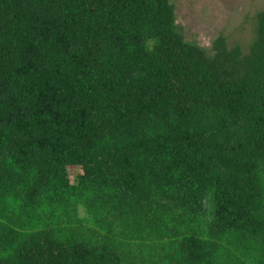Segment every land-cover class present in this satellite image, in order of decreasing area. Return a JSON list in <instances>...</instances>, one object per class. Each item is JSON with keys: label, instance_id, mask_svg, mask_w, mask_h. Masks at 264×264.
Masks as SVG:
<instances>
[{"label": "trees", "instance_id": "1", "mask_svg": "<svg viewBox=\"0 0 264 264\" xmlns=\"http://www.w3.org/2000/svg\"><path fill=\"white\" fill-rule=\"evenodd\" d=\"M0 264H264V6L209 56L170 0H0Z\"/></svg>", "mask_w": 264, "mask_h": 264}, {"label": "rangeland", "instance_id": "2", "mask_svg": "<svg viewBox=\"0 0 264 264\" xmlns=\"http://www.w3.org/2000/svg\"><path fill=\"white\" fill-rule=\"evenodd\" d=\"M174 12L175 30L187 43L209 56L212 44L223 37L229 46L248 47L254 36L255 16L264 0H170ZM74 182L75 170H69ZM80 214L84 213L81 210Z\"/></svg>", "mask_w": 264, "mask_h": 264}]
</instances>
